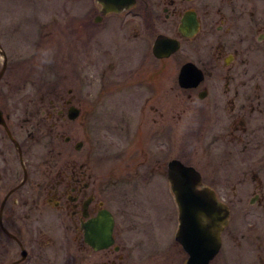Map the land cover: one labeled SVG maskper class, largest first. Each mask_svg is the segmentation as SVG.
Here are the masks:
<instances>
[{
  "label": "flooded vegetation",
  "instance_id": "flooded-vegetation-1",
  "mask_svg": "<svg viewBox=\"0 0 264 264\" xmlns=\"http://www.w3.org/2000/svg\"><path fill=\"white\" fill-rule=\"evenodd\" d=\"M96 10L93 17L84 16L71 29L75 39L68 46L72 44V51L84 58L95 41L102 55L118 57L122 68L118 76L128 72L131 81L121 83L124 86L104 80L100 99L109 101L107 97L121 96V89L128 88L133 110L131 94L138 89L145 92L140 108L149 110L157 124L156 130L146 134L147 153L157 157L144 163L148 175L169 183L171 160L198 171L197 189H208L228 211L217 256L225 250L228 236L224 232L235 227L233 210L243 208L240 216L246 222L250 212L244 208L261 207L264 221V0H133L119 10L105 11L97 3ZM157 40L162 41L161 56L154 52ZM129 57L134 63L130 68ZM0 61V264H120L126 254L119 240V214L128 207L126 202L122 206L121 196H115L119 193L106 194L110 178L90 166V155L97 147L81 150L91 142L88 120L72 98H66L55 112L52 130L60 137L67 122L82 117L84 140L67 135L64 140L74 152L63 161H41L35 131L25 137L16 133L22 125L15 119L14 108H9V82L3 80L7 56L1 50ZM118 67L109 64L104 70ZM141 70L144 76H132ZM183 70H199L201 79L192 77L180 84ZM172 72L175 78L170 85ZM102 77L106 78V72ZM170 100L180 106L171 115ZM188 110L195 111L190 116ZM185 115L188 135H209L208 170L168 158L174 139L183 135L178 126L182 127ZM255 225L248 223L249 228ZM107 226L111 242L101 246L99 231ZM130 228L128 220L123 230ZM258 245L263 247V239ZM245 264H264V258Z\"/></svg>",
  "mask_w": 264,
  "mask_h": 264
},
{
  "label": "rangeland",
  "instance_id": "rangeland-1",
  "mask_svg": "<svg viewBox=\"0 0 264 264\" xmlns=\"http://www.w3.org/2000/svg\"><path fill=\"white\" fill-rule=\"evenodd\" d=\"M96 8L94 0H0V50L7 56L3 80L9 82V108H14L18 114L15 119L22 125L16 133L25 137L28 132L35 131L39 159L63 161L67 154L74 152L64 137L72 135V140H84L79 124L82 117L74 123L67 122V129L60 137H56L55 128L52 130L55 112L66 98H72L89 125L91 142L84 143L81 150L90 152L91 146L97 147L90 155V166H96L110 178L106 194L114 196L119 193L115 196H121L122 206L127 203L128 211L119 214V240L125 248L122 253L126 254L120 264H184L186 253L174 240L177 207L169 183L159 182L155 175L150 178L149 167L144 164L157 159L154 153H147L146 134L156 130L157 124L152 122L149 110L140 108V96L145 92L139 89L132 92L133 110L127 100L130 97L128 88L121 89V96L117 93L107 97L109 101L106 97L100 99L99 90L104 80L110 84L128 83L131 81L128 72H121L118 76L122 70L118 67V57L102 55L95 41L90 42L84 58L72 51V44L68 46L71 39H75L71 29L84 16L93 17ZM109 64H116L120 69L104 70ZM126 64L130 68L134 63L130 59ZM104 72L105 79L102 77ZM144 75L141 70L132 76L138 79ZM172 75L168 78L170 85L175 73ZM138 96L140 98L135 99ZM174 102L169 101V115L178 106ZM188 106L185 104L184 107ZM192 111L195 110L187 113ZM180 124L182 127L179 125L178 128L183 135L174 139L176 145L169 150L168 158L177 157L196 168L208 170V133L194 138L188 135L186 115ZM242 209L233 210L235 227L230 226L224 232L228 236L224 241L225 250L210 264L257 263L259 258H264V221L260 217L263 210L261 207H245L250 218L243 222ZM128 220L131 228L124 231ZM249 222H255V227L249 228ZM262 239L263 247H260L258 244ZM246 257L251 260L245 262Z\"/></svg>",
  "mask_w": 264,
  "mask_h": 264
},
{
  "label": "water",
  "instance_id": "water-1",
  "mask_svg": "<svg viewBox=\"0 0 264 264\" xmlns=\"http://www.w3.org/2000/svg\"><path fill=\"white\" fill-rule=\"evenodd\" d=\"M102 4L104 10H119L129 6L133 0H94ZM162 41L154 42V52L161 56L158 47ZM200 71H181L179 83L194 77L201 79ZM168 179L178 209V227L175 240L187 253L185 264H209L220 248V230L226 224L228 211L210 196L208 189H197L200 175L192 166L184 165L178 160L168 163ZM110 226L99 231L97 241L101 246L111 242Z\"/></svg>",
  "mask_w": 264,
  "mask_h": 264
}]
</instances>
